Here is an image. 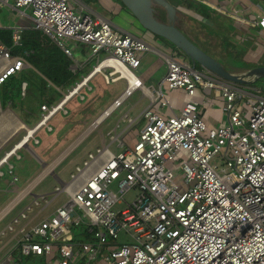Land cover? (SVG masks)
<instances>
[{
    "label": "built area",
    "instance_id": "built-area-1",
    "mask_svg": "<svg viewBox=\"0 0 264 264\" xmlns=\"http://www.w3.org/2000/svg\"><path fill=\"white\" fill-rule=\"evenodd\" d=\"M0 4L28 16L29 28L43 32L72 60L70 44L88 46L90 58L96 60L92 71L62 101L41 106L42 117L19 145L42 126L52 131L50 118L71 96L84 98L79 90L95 74H102L107 83L126 81L116 109L135 90L148 89L137 72L143 56L155 50L152 43L119 31L81 0H0ZM253 23L264 31V14ZM25 29L11 28L12 46L0 39V84L27 64L24 56L12 52L21 45ZM163 55L167 72L152 93V104L170 107L164 89H182L188 99L181 112L164 116L150 105L132 146H122L118 153L99 148L68 181H62L56 192H64L67 200L50 216L30 225L20 224L25 212L14 217L0 234L17 231L14 250L21 256L44 255L46 264H264L262 88L239 87L195 70L173 53ZM197 88L219 92L226 125L206 124L194 97ZM15 151L0 160L13 182L18 176L8 159ZM131 190L137 194L128 202L124 196ZM77 228L92 239L75 241ZM121 233L127 237L124 241ZM8 260L22 264L13 253Z\"/></svg>",
    "mask_w": 264,
    "mask_h": 264
},
{
    "label": "crops",
    "instance_id": "crops-1",
    "mask_svg": "<svg viewBox=\"0 0 264 264\" xmlns=\"http://www.w3.org/2000/svg\"><path fill=\"white\" fill-rule=\"evenodd\" d=\"M167 1L175 7V16H169L165 8L158 5L159 10L156 9V6H154L156 17L165 23L175 25L188 37L190 41H192L199 49H201L208 56L218 62L220 66L227 72L235 76H244L246 72H248L251 68L264 65V31H262L257 25L253 23V20L258 15L264 14V0H187L188 2L186 3H180L177 0ZM92 5H95L96 8L102 9L105 12H111L120 15L123 14L127 18L125 19L128 20V23L125 22L127 24L125 25L126 27L124 25H122L123 27H121L120 24H117L113 19L109 17L108 14L99 13L92 8ZM87 6L95 14L103 16L110 20L119 31L128 32L142 37L152 43L153 47L155 48V50L147 52L143 56L140 67L145 66V68L143 73H138L143 76L145 85L148 89L135 90L123 102L121 106L126 104L136 94L138 95V98L135 100V102H131L129 105V109L122 115L121 119L125 122L123 127H120L119 122H117L113 127V130H110L108 132L110 140L106 143L105 140L102 139V147L106 146L110 149L111 144H115V146L121 150L123 149L122 146H132L134 144L142 126L145 124L143 112L150 105L153 106L152 93L154 94V89L159 87L167 72V66L163 54L173 53V55H175L179 60L187 63L188 65H191L192 67L193 62L189 55L184 53L181 49L173 46L167 40L143 30L138 21L129 15L127 9L120 1L98 0V3ZM162 11H164L166 14L164 18L158 16V14L160 12L162 13ZM14 26L18 25L10 24L9 27H5L4 25L0 24V28L11 29ZM23 27L27 29L30 26L29 24H26V26ZM74 48L78 50L76 51V53L74 51ZM74 48L71 70L74 72L79 70L83 71V73H81V77L83 80V78L92 71L96 60L90 58V50L88 46L77 44ZM149 53L157 56V60H154L152 56H148ZM150 57L152 58V60H150ZM93 60H95V63H93ZM27 66H30V64L27 63L25 67ZM195 68L209 75L210 77H219L209 70L203 68L198 63H196ZM87 69H90L89 73L86 72ZM99 74L100 73L90 77L87 81V84L79 90L80 95L84 98H81L77 94L73 96L78 97V99H80L79 101H87L88 99L85 100L87 97L82 93V91L83 89L92 90V88H94L91 84L93 81L96 82L98 87H105L106 84L110 85L112 83L123 80L125 83V87L97 116H95L90 121L87 128L79 136H77V138L74 140H78L77 145L91 132L99 129L101 125L121 107H118L109 116L105 117L100 122H95L102 115L104 110L126 88V81L124 79H120L112 83H107L103 75L100 74L102 76V79L101 81H97L96 78ZM99 82H101V84ZM75 85L76 83L74 84V86ZM237 85L239 87H246L241 85L240 83H237ZM99 90L100 93L98 95L101 94V89ZM164 92L167 99H169L171 106H161V103L159 102L154 103L153 108L164 116H169L173 113H180L184 106V103L188 99L186 92L182 89L169 90L166 88L164 89ZM194 97L200 102L199 106L201 108L202 118L205 120L206 124L209 127H220L227 124L228 116L222 109L223 100L217 90L197 88ZM144 99H146L147 103L142 106L134 116H131V110ZM103 101L104 100L101 99L100 103L102 104ZM65 103L62 109H59V111L51 117L50 123L53 126L52 131H48L44 126H42L39 129H36L32 135L36 139H38L39 142L36 143L35 139L30 135L29 139L23 145L19 144L39 121L37 120V122H33L32 125H28L24 123L19 118V116L9 107L3 109L0 106V160L7 152L12 150L13 148H16L15 154H12L11 157H9L8 161L14 164V170L16 175L18 176V181L13 182L11 175L7 172L6 163L1 165L0 168L1 171H3V174L0 175V193L5 196L12 195L14 193L15 194L0 210V221L9 212H13L17 204H19L24 200L25 197L28 196L32 197V199L12 216V218H14L21 212H25L26 218L23 224L25 223L28 225L35 223L47 216H50L60 205L65 202L64 200L62 203L55 205L47 213L48 208L52 206L53 202L60 193H57L56 190L52 192H35L37 185L40 182H37L38 178L41 174H43V172H46V175L53 174L61 184L62 181H68L62 179L55 172L56 167L61 163V161L70 156L73 148L77 146H71L73 144V142L71 143V115H69L70 111H68L65 107ZM94 105H98V103L95 101ZM72 108L77 109L76 104ZM91 111H93L92 107L88 108L86 111H84L83 114L79 115L82 117L84 116L85 119L90 116ZM42 114L43 111H41V117ZM45 130L47 131V134H45ZM39 136L42 137V139H40ZM43 139L45 141L50 140L51 143L55 142V145L57 146H43ZM120 143L122 145H119ZM102 147H98L97 149ZM90 153L93 152H89V154ZM24 158H29V160L35 162V164L33 163V170H31V172L27 173L25 176L21 174L22 169H20V162ZM54 162H56L55 165L53 164ZM40 168L42 169L39 172ZM49 170H51V172ZM21 183L25 185L23 188H20L19 186ZM32 184L34 185L32 186ZM29 187L30 190L29 192H27L26 190ZM57 187L58 186H56V188ZM48 195H52L51 198L47 199ZM15 200L17 201L15 202ZM14 202L15 204H13ZM28 207H30L29 210L27 209ZM27 211L31 212H28V214ZM10 222H8L7 225ZM6 226L3 229H5ZM17 237V231H12L11 235L3 242H1L0 264H12L8 260V256L11 253H13V256H16L14 253V244L15 238Z\"/></svg>",
    "mask_w": 264,
    "mask_h": 264
},
{
    "label": "rangeland",
    "instance_id": "rangeland-1",
    "mask_svg": "<svg viewBox=\"0 0 264 264\" xmlns=\"http://www.w3.org/2000/svg\"><path fill=\"white\" fill-rule=\"evenodd\" d=\"M84 2V0H81ZM119 1V0H118ZM180 3H186L188 2L187 0H177ZM156 6V9L159 10V6ZM92 8L98 11L99 13H104L108 14L111 19H113L117 24H120L121 27L122 25H127L125 22L128 23L127 18L123 14H116V13H111V12H105L102 9L96 8L95 5H92ZM158 14V13H157ZM159 17L164 18L166 16L165 12L162 11L158 14ZM126 18V19H125ZM130 20V19H129ZM0 24L4 25L5 27H9L10 24L13 25H18V26H26V24L29 26L31 25V20L28 16L22 15L18 13L17 11L13 10L10 6L6 5L3 6L0 4ZM126 27V26H125ZM72 48L75 46L73 44H70ZM90 50V49H89ZM74 51H78L76 48H74ZM90 56V52H89ZM148 56H152L154 60H157V56L152 55L151 53L148 54ZM150 57V60H152ZM95 63V60H93ZM145 66H142L138 69L137 73H143ZM102 76L99 74L96 78L97 81H101ZM253 78H248V80H252ZM101 84V82H99ZM94 88L92 90H87L83 89L82 93L87 97L85 100L87 101H79L78 97H74L73 100V106L76 104L77 109H71L69 112V115H71V143L73 142V146L77 145L78 140L74 141L77 136H79L89 125L90 121L97 116L125 87V83L123 80H120L116 83H112L110 85H107L105 87H98L96 82L91 83ZM99 84V85H100ZM262 85H254V83H247V84H241L243 86L247 87H253V88H262V95L264 96V81L261 82ZM90 89V88H89ZM101 89V94L100 93ZM98 96V97H96ZM138 98V95L136 94L133 96L126 104L121 106L114 114H112L111 117H109L99 129L94 130L91 132L85 139H83L73 150L71 151V155L65 158L61 163L56 167L55 172L64 180H69L71 178L70 174L72 175L73 173L76 172V167L78 166H83V162L85 159H88L89 152H93L94 154L97 152L98 147H102V139L105 140L107 143L110 138L108 136V132L110 130H113V127L116 125L117 122H119L120 127L125 124L124 120H122V115L129 109V105L131 102H135V100ZM101 99L104 100L103 103L101 104ZM95 101L98 103V105H94ZM147 103L146 99L142 100L139 102V104L131 110V116H134L135 113L145 104ZM72 106V107H73ZM92 107L93 111H91L90 116L84 119V116H80L79 114H83L84 111H86L88 108ZM90 110V109H89ZM250 114H246V120L248 121ZM68 119V120H70ZM145 123V121H144ZM45 134H47L46 131H44ZM43 146H54L55 142L51 143V141H45L43 139L42 141ZM42 146V145H41ZM110 150L114 153H118L121 151L118 149L115 144H111ZM217 160V159H215ZM33 163L35 164L34 161L29 160V158H24L20 162V169L21 174L25 176L27 173L31 172L33 170ZM37 164V163H36ZM41 167V166H40ZM42 168L39 169V172L41 171ZM19 170V169H18ZM20 171V170H19ZM176 174L178 177L182 174L180 169H175ZM19 185V184H18ZM61 183L57 180V178L53 174H47L45 175L40 182L37 185V188L35 192H52L56 190V186H60ZM20 188H23L25 185L22 183L19 185ZM112 189L117 190L116 185L111 186ZM15 194V193H14ZM12 195H2L0 193V210L3 208L4 205L8 203V201L14 196ZM137 191L136 190H131L126 192L124 198L128 201L131 202L132 199L136 196ZM52 195H48L47 199L51 198ZM32 197L28 196L25 197L23 201H21L19 204H17L16 208L13 210V212H9L1 221H0V232L1 230L7 225L8 222H10L13 218L12 216L17 213L21 208H23L28 201H30ZM67 200L66 194L64 192H61L55 201L53 202L52 206H50L47 210V213L53 208L55 205L62 203L63 201ZM123 205H118L117 208H121ZM31 212V211H27ZM29 214V213H28ZM25 221L24 218H21V223ZM20 224H15V227H19ZM12 231H6L4 234H0V245L1 242H3L5 239H7L11 235ZM127 239L126 235L121 233L120 234V240L124 241Z\"/></svg>",
    "mask_w": 264,
    "mask_h": 264
},
{
    "label": "trees",
    "instance_id": "trees-1",
    "mask_svg": "<svg viewBox=\"0 0 264 264\" xmlns=\"http://www.w3.org/2000/svg\"><path fill=\"white\" fill-rule=\"evenodd\" d=\"M84 3L91 5L98 0H84ZM11 32L10 28H0V39L9 46H12ZM12 52L24 56L30 66L0 84V106L3 109L9 107L24 123L32 125L41 118V106H52L62 101L74 84L82 80L83 71H72V59L43 32L31 28L25 29L21 45L14 47ZM262 81L264 77L256 80L254 85H262ZM24 82L26 88L23 91ZM73 100L74 96L65 103L68 111L72 109ZM91 239L82 228L75 230V241ZM14 253L23 264H46L47 261L44 255L21 256L19 250Z\"/></svg>",
    "mask_w": 264,
    "mask_h": 264
},
{
    "label": "water",
    "instance_id": "water-1",
    "mask_svg": "<svg viewBox=\"0 0 264 264\" xmlns=\"http://www.w3.org/2000/svg\"><path fill=\"white\" fill-rule=\"evenodd\" d=\"M119 1L125 6L129 15L138 21L143 30L167 40L173 46L181 49L184 53L189 55L193 62V68L195 70H197L195 68L196 63H198L203 68L209 70L215 75L228 81L240 84L254 83L256 82V80L264 77V65L251 68L248 72H246L244 76H235L227 72L220 66L218 62H216L213 58L199 49L192 41H190L188 37L175 25L159 20L155 15L154 4H158L159 6L165 8L169 16H175V7L171 5L167 0ZM250 77H254L253 82H251L252 80H248V78ZM71 146H73V144ZM55 163L56 162H54L53 164L55 165ZM45 175L46 172H43V174L39 176L37 182H39ZM33 185L34 184H32V186ZM30 187L26 190L27 192H29ZM16 201L17 200H15V202ZM15 202L13 204H15Z\"/></svg>",
    "mask_w": 264,
    "mask_h": 264
},
{
    "label": "bare ground",
    "instance_id": "bare-ground-1",
    "mask_svg": "<svg viewBox=\"0 0 264 264\" xmlns=\"http://www.w3.org/2000/svg\"><path fill=\"white\" fill-rule=\"evenodd\" d=\"M123 71V75L125 76V71L123 69H121ZM132 87L130 88L131 92ZM123 100V96L121 97V95H119L105 110H107V113H112L117 106H119L122 103ZM105 118V115H101L98 120L96 122H100L101 120H103ZM50 169V168H49Z\"/></svg>",
    "mask_w": 264,
    "mask_h": 264
}]
</instances>
